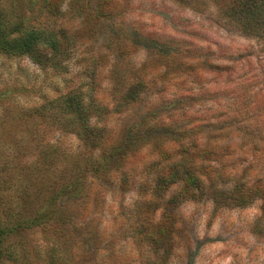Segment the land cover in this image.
Segmentation results:
<instances>
[{"label":"rangeland","instance_id":"rangeland-1","mask_svg":"<svg viewBox=\"0 0 264 264\" xmlns=\"http://www.w3.org/2000/svg\"><path fill=\"white\" fill-rule=\"evenodd\" d=\"M7 1L0 0V10ZM41 1L18 0L16 6L29 12ZM113 1L115 14L124 11V29L133 24L164 41L184 39L175 44L194 56L185 58L184 51L171 65L181 76L177 82V75L166 79L162 66L149 65L152 89L117 109L111 66L99 61L95 79L87 70L107 51L97 46L100 38L87 40L64 69L0 54V264H149L163 251V264H264L260 199L220 206L209 197L181 200L178 185L156 197L139 188L159 172L158 149L181 146L217 149L207 160L211 185L215 179L226 188L264 182V40L220 19V10L238 0ZM123 43L129 67L155 58ZM73 95L105 128L101 150L85 145L80 119L68 109ZM143 119L145 131L133 133L140 139L109 168L102 151L120 145ZM100 163L108 167L100 170ZM123 169L130 177L125 189ZM170 198L178 204L174 230L160 241L149 232ZM144 199L153 203L149 209Z\"/></svg>","mask_w":264,"mask_h":264},{"label":"trees","instance_id":"trees-1","mask_svg":"<svg viewBox=\"0 0 264 264\" xmlns=\"http://www.w3.org/2000/svg\"><path fill=\"white\" fill-rule=\"evenodd\" d=\"M17 1L8 0L4 4V9L0 10V54L28 56L42 68L64 69L87 40L100 38L97 42H101L97 46L105 47L107 51L98 56L96 58L98 61L94 60L93 67L87 70L91 79H95L101 67L100 62L111 66L113 79L117 83L111 94L117 109L136 102L152 89L150 83L153 72L149 69V65L153 69L162 66L165 69L166 79L170 75H177L174 80L177 82L181 76L178 71L171 68V65L183 56L184 51L187 54L185 58L194 56L193 49L186 50L175 44L178 41L188 42L184 39L176 40L167 36L168 40L164 41L162 35H144L142 28L133 24L124 29L123 20L120 19L124 11L115 14L117 2L113 0H42L40 6L29 11L30 13L19 6L17 9ZM64 6H68L70 12L65 13ZM6 7L8 11L5 10ZM220 13V19H223L226 25L235 27L243 35L264 40V0H238V3L230 9H221ZM124 39L129 40L133 44L131 46L148 49L151 56L155 57L153 59L155 62L146 63L140 68L123 64V58L130 50L122 47L125 46L124 43L122 44ZM110 55L115 58L112 62ZM96 63L98 67L95 66ZM68 107L69 111L80 119L85 145L91 150H101L108 141L105 128L99 127V123L96 124L97 122L90 116L88 107L74 99V95L69 97ZM144 119L143 123H140L141 126L135 127L131 133H128L120 145L110 151H102L103 159H109V168L118 166L131 145L140 139V136L133 137V133L142 134L145 131V126L148 125ZM151 130L149 128L147 131ZM158 150L161 153L160 158L154 165L159 164V172L157 174L154 172L156 176L151 183L146 181L139 186L142 194L152 190L156 197L157 194H165L173 186L178 185L180 191L178 195L181 200L209 197L220 206L246 207L260 199L264 211L263 180L238 181L229 188L224 187V183L222 187L216 179L212 181L213 185L209 183L207 160L217 154L216 148L199 149L181 146ZM95 166L104 170L107 165L100 163ZM122 173L121 187L125 189L130 177L124 169ZM174 201L175 198H170L164 204L159 219L155 221L149 232L152 237L160 241L169 239L173 233V209L178 205L174 204ZM144 202L145 209L153 205L146 199ZM139 213L143 215V210ZM2 232L3 229L0 227V236ZM163 252L159 261H152L149 264H163L167 257V253Z\"/></svg>","mask_w":264,"mask_h":264}]
</instances>
